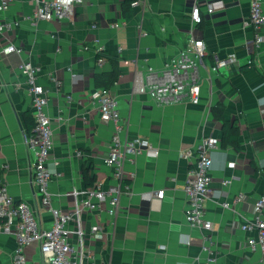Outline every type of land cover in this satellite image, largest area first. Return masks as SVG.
I'll return each instance as SVG.
<instances>
[{"label":"crops","instance_id":"1","mask_svg":"<svg viewBox=\"0 0 264 264\" xmlns=\"http://www.w3.org/2000/svg\"><path fill=\"white\" fill-rule=\"evenodd\" d=\"M127 1L82 0L73 17L63 22L24 20L34 10V0H11L9 9L0 13V22L19 21L18 27L0 34V183L15 201L30 206L42 227L51 225L50 212L41 207L32 182V156L24 142L33 118L28 85L19 66L31 62L40 69L38 82L48 95L51 157L59 163L58 175L48 185L51 206L61 211L72 208L73 200L66 193L86 188L82 170L88 165L101 189L116 184L112 168L104 163L113 124L100 120L90 99L98 89L94 76L116 68L118 79L109 91L118 99L126 124L122 137H144L158 153H143L124 163L121 187L128 186L131 195L120 197L115 218L83 214L85 264H198L208 255L204 245L215 253L212 264H264V256L246 246L250 233L230 229L232 223L251 220L254 203L264 195V27L256 31L244 25L249 0H141L136 7ZM214 1H223L225 7L208 14L206 7ZM195 4L202 23L191 29L189 14ZM114 23L120 26L113 28ZM191 31L205 43L206 64L230 54L238 62L219 69L211 79L200 71L198 104L183 99L157 105L149 96L138 94L137 79L144 78L149 67L162 68L184 47ZM256 34L261 39L257 46L253 44ZM94 39L103 51H115L114 63L106 59L98 66L94 48L82 50ZM8 44L21 47L22 53L3 54ZM118 47L123 50L120 55ZM249 58L250 67L246 65ZM67 95L70 102L65 100ZM218 105L224 109L223 116L235 123L239 147L220 146L211 153V188L228 198L212 193L207 200L205 216L213 229L204 233L192 229L184 218L182 187L191 162L180 152L193 149L204 136L220 141L222 125L211 112ZM224 180L231 182L222 186ZM158 190H164L160 201L147 199ZM240 194L242 202L232 208L221 206ZM95 223L103 227L102 240L90 235ZM15 246L12 234H0V249L9 254L7 259L12 252H6ZM25 254L31 264H43L37 246L28 247Z\"/></svg>","mask_w":264,"mask_h":264},{"label":"built area","instance_id":"2","mask_svg":"<svg viewBox=\"0 0 264 264\" xmlns=\"http://www.w3.org/2000/svg\"><path fill=\"white\" fill-rule=\"evenodd\" d=\"M141 0H131L132 7L139 6ZM35 8L30 15L23 17L29 22H63L70 20L75 11V6L82 0H34ZM11 0H0V13L9 9ZM223 1H214L207 5L206 11L212 14L217 10L224 9ZM191 29L202 23L200 8L195 4L190 11ZM254 30L264 27V13L261 0H249V17L244 23ZM19 26V21L0 22V34L11 31ZM119 23L112 24L118 28ZM92 28H95L93 25ZM190 29V30H191ZM261 42L260 36L255 35L253 44L257 46ZM94 48L96 54H102L103 47L99 40L94 39L90 45L83 46L87 51ZM122 48H117L120 55ZM3 54L22 53V48L8 44L2 49ZM207 52L202 39L193 35L192 31L185 45L178 53L165 62L162 68L154 70L149 67L144 78L137 79L135 91L138 94L149 96L157 105H166L181 102L186 99L192 104H198L201 92L200 71H205L207 78L216 74L219 69L233 66L238 62L234 54L224 58H216L211 65L206 64ZM106 61L99 57L96 61L98 66ZM126 64L128 62H125ZM253 61L249 58L246 62L248 67ZM21 74L28 85V94L31 98L33 129L25 137V146L32 156L31 175L32 182L39 194L40 205L50 212L51 225L48 228L41 226L34 212L22 201H15L8 193L5 185L0 183V234H12L16 246L10 255L11 264H31L25 254L28 247L37 246L43 264H85L86 252L84 249L85 231L82 227V216L89 212L97 217L106 214L115 218L120 197L130 196L128 186L122 190L121 182L124 177V163L133 160L143 153L158 152L144 137L123 138L122 134L126 124L121 118L118 99L106 89H96L90 95V99L99 113L102 122L113 124V133L109 142V151L104 163L113 170V178L116 184L107 189H101L97 183L95 187L85 189H73L66 193L72 202V208L61 211L51 206V194L48 185L54 176H57L56 168L59 163L53 158V130L51 120L47 113L48 95L46 90L39 84L38 75L40 69L31 62H23L19 66ZM57 86L60 83L56 80ZM67 95L65 100L71 101ZM220 147V141L211 136H204L198 140L193 149L180 152V156L190 160L191 166L187 171L186 180L182 190L185 195L186 205L184 218L192 229L208 233L213 229V224L205 216V204L214 192L211 188L212 178L210 169L212 166L211 153ZM78 155V154H77ZM230 180H224L222 186H228ZM213 195L228 198V194L218 191ZM164 196V190H158L147 196L148 200L160 201ZM243 195L234 196L230 201L221 202L223 208H232L233 205L242 202ZM264 195L260 196L252 207L253 218L245 223L230 224V229L235 228L250 233L246 238V246L253 253L259 252L264 256ZM90 235L95 240L104 237L103 227L95 223L90 227ZM204 240H207L205 238ZM160 249H164L161 246ZM207 258L198 264H212L215 261V253L207 245L203 246Z\"/></svg>","mask_w":264,"mask_h":264},{"label":"trees","instance_id":"3","mask_svg":"<svg viewBox=\"0 0 264 264\" xmlns=\"http://www.w3.org/2000/svg\"><path fill=\"white\" fill-rule=\"evenodd\" d=\"M130 3V0L127 1ZM104 57L107 60H110L111 63L116 61L117 55L115 51H103L102 54H97L96 58ZM118 79V71L116 68H113L110 72H102L98 73L94 76V84L96 88L106 89L109 88L116 82ZM223 107L222 106H215L211 109L213 117L221 122V136H220V146H232L234 149H238L239 147V134L238 129L234 122L227 120L223 116ZM31 119L28 117L27 120ZM30 121V120H29ZM33 129V121L29 122L27 125V132L28 134L31 133ZM93 168L91 165L83 167L82 176L85 182L86 188L95 187L96 186V177L92 172ZM0 180H1V169H0ZM0 223L2 221L0 220Z\"/></svg>","mask_w":264,"mask_h":264},{"label":"rangeland","instance_id":"4","mask_svg":"<svg viewBox=\"0 0 264 264\" xmlns=\"http://www.w3.org/2000/svg\"><path fill=\"white\" fill-rule=\"evenodd\" d=\"M12 250V249H11ZM11 250H8L6 253H10L12 252ZM3 253V254H2ZM11 254V253H10ZM7 257H9V254H4L3 250L0 249V264H11L10 260L7 259Z\"/></svg>","mask_w":264,"mask_h":264}]
</instances>
